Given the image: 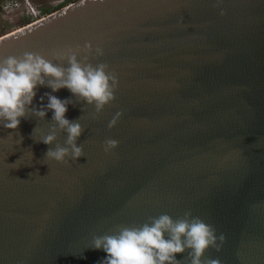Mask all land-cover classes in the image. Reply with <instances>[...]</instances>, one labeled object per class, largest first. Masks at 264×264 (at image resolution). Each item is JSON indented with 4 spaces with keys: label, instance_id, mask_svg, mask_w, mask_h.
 <instances>
[{
    "label": "water",
    "instance_id": "water-1",
    "mask_svg": "<svg viewBox=\"0 0 264 264\" xmlns=\"http://www.w3.org/2000/svg\"><path fill=\"white\" fill-rule=\"evenodd\" d=\"M86 43L79 58L108 66L115 99L96 113L44 85L31 105L68 100L81 157H46L67 139L52 110L0 125V264H99L94 236L188 211L225 235L205 260L264 264V0H77L0 37V58L67 67L56 54ZM107 139L119 143L105 151Z\"/></svg>",
    "mask_w": 264,
    "mask_h": 264
},
{
    "label": "clouds",
    "instance_id": "clouds-1",
    "mask_svg": "<svg viewBox=\"0 0 264 264\" xmlns=\"http://www.w3.org/2000/svg\"><path fill=\"white\" fill-rule=\"evenodd\" d=\"M83 2V0H82ZM223 0H217L222 4ZM225 12L221 9V15ZM93 46L86 43L83 47L68 48L56 54L57 60H66L67 67L44 55L25 52L23 56L0 58V125L17 129L21 119L29 112L41 118L52 110V119L60 129L67 133L66 146L49 148L46 157L58 162H66L67 157L76 159L82 156L83 148L76 143L83 128L79 122L66 117L68 100L46 93V106L32 108L39 86H48L53 92L68 88L72 93L95 106L96 113L102 112L105 105L115 99L118 85L116 76L111 75L104 63L86 62L88 56L79 58V53H91ZM96 55H103V49L96 47ZM43 100V97H41ZM117 116L109 122V127L117 123ZM57 139L55 129L43 135L44 144L51 145ZM115 139H107L104 150L109 151L118 145ZM225 235H217L216 229L190 211L174 219L167 213L149 217L139 226H121L112 234L93 237L90 248L103 250L107 255L99 264H181L176 253L188 251V264H221L219 259H204L210 247L221 249Z\"/></svg>",
    "mask_w": 264,
    "mask_h": 264
},
{
    "label": "rangeland",
    "instance_id": "rangeland-1",
    "mask_svg": "<svg viewBox=\"0 0 264 264\" xmlns=\"http://www.w3.org/2000/svg\"><path fill=\"white\" fill-rule=\"evenodd\" d=\"M5 0H0V4ZM77 0H30L31 4L35 9L40 10L42 16H46L52 12L61 9ZM0 5V37L10 34L20 27H23L29 23H25L26 19H29L28 13L25 8L20 7L13 9L9 12H4L1 10ZM57 8V9H56ZM43 9H49V11H43Z\"/></svg>",
    "mask_w": 264,
    "mask_h": 264
},
{
    "label": "built area",
    "instance_id": "built-area-1",
    "mask_svg": "<svg viewBox=\"0 0 264 264\" xmlns=\"http://www.w3.org/2000/svg\"><path fill=\"white\" fill-rule=\"evenodd\" d=\"M20 7L26 9L28 17L31 19L30 23H34L45 17L41 15L40 10L34 8L30 0H5L1 5V10L4 12H9Z\"/></svg>",
    "mask_w": 264,
    "mask_h": 264
},
{
    "label": "trees",
    "instance_id": "trees-1",
    "mask_svg": "<svg viewBox=\"0 0 264 264\" xmlns=\"http://www.w3.org/2000/svg\"><path fill=\"white\" fill-rule=\"evenodd\" d=\"M0 5H1V4H0ZM56 9H57V8H56ZM43 11H44V12H45V11H49V9H46V10L43 9ZM29 22H31V19H26V22H25V23L27 24V23H29Z\"/></svg>",
    "mask_w": 264,
    "mask_h": 264
}]
</instances>
